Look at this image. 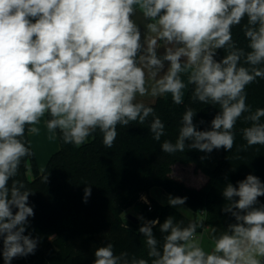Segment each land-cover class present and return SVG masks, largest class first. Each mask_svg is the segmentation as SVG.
<instances>
[{
  "label": "clouds",
  "instance_id": "obj_1",
  "mask_svg": "<svg viewBox=\"0 0 264 264\" xmlns=\"http://www.w3.org/2000/svg\"><path fill=\"white\" fill-rule=\"evenodd\" d=\"M139 16L142 23H138ZM239 28L246 41L234 39ZM163 48V53L159 50ZM225 53L217 59L218 51ZM218 109L210 127L194 123L185 107L169 155L195 149L204 153L236 145L238 121L244 143L238 154L264 146V107L253 109L246 88L264 79V0H0V255L4 264L34 254L39 238L29 218L33 194L17 179L33 155L25 133L38 135L42 118L49 133L77 148L99 132L113 148L117 126L144 125L152 139L166 135L165 123L145 98L168 95L184 103ZM149 118L150 121H149ZM203 124L204 121H199ZM206 159L202 156L201 160ZM45 178V182L47 181ZM222 212L234 223L212 227L205 250L203 221L168 216L141 221L147 258L115 252L113 243L97 247L93 264H264V182L248 174L222 191ZM91 196L85 183L83 200ZM144 203L147 198L141 196ZM187 197L169 194L167 204L182 210ZM149 210H151L149 208ZM159 227L161 239L154 235ZM127 227V225H126Z\"/></svg>",
  "mask_w": 264,
  "mask_h": 264
},
{
  "label": "trees",
  "instance_id": "obj_2",
  "mask_svg": "<svg viewBox=\"0 0 264 264\" xmlns=\"http://www.w3.org/2000/svg\"><path fill=\"white\" fill-rule=\"evenodd\" d=\"M233 36L241 46L246 45L238 27L233 29ZM224 54L219 50L217 59ZM190 88L182 105H174L170 98L164 97L151 104L165 123L166 135L160 142L152 139L148 122L128 128L117 126L118 136L111 149L103 146L99 132L79 148L64 144L58 134L60 149L42 172L31 146L33 155L22 163L17 179L33 192L29 204L35 215L29 218L30 226L25 234L31 232L40 242L34 254L14 258L11 264H93L95 249L108 242L113 243L117 254L128 251L147 258L144 238L138 232L141 221L136 224L126 215L129 208L140 202L141 196L148 197L152 203V210L147 203H142L140 208V214L147 220L159 218L163 223L171 215L187 224L198 219L209 227V234L212 227L224 230L229 223H234L230 214L222 212L227 202L222 191L227 183L236 186L248 174L264 182V146L249 148L238 154L241 159H235L236 147L244 143L239 130L247 126L238 121L233 150L221 148L208 153L215 157L212 164L201 160L202 152L195 149L172 155L162 152L163 140L175 142L185 107L197 111L194 123L201 130L210 127L218 111L210 104L191 103ZM246 92L247 102L253 109L264 107V79L258 78L247 86ZM201 120L203 124L199 123ZM25 138L30 143L27 132ZM178 165L192 166L194 173L204 177L203 183L195 186L176 178L173 169ZM85 183L91 185V196L86 203L83 200ZM156 187L174 197L186 196L185 205L193 215L186 216L175 207L161 203L151 194ZM258 200L264 204V196ZM153 231L157 239L162 238L158 226ZM202 231L203 228L197 230ZM0 264H4L2 255Z\"/></svg>",
  "mask_w": 264,
  "mask_h": 264
},
{
  "label": "crops",
  "instance_id": "obj_3",
  "mask_svg": "<svg viewBox=\"0 0 264 264\" xmlns=\"http://www.w3.org/2000/svg\"><path fill=\"white\" fill-rule=\"evenodd\" d=\"M135 19H137L138 23H142L139 16H137ZM159 53L160 54L163 53V48L159 50ZM184 79L186 83V88L184 90L183 99L185 100L188 95L190 85L187 84V78L185 77ZM164 98L171 99L170 95ZM157 99L145 98V102L152 104V103H155ZM45 119H47V117L42 118L40 124L37 125V127L40 128V133L38 135L29 134L30 144L35 152L36 159L38 162V167L41 172L45 169L51 156L60 149V140H59L58 133L52 134L48 132L45 126V123H44ZM29 176L30 177L33 176L31 170H29ZM203 245L205 247V250L207 251L211 250V240L209 238V228H206L205 231H203Z\"/></svg>",
  "mask_w": 264,
  "mask_h": 264
},
{
  "label": "rangeland",
  "instance_id": "obj_4",
  "mask_svg": "<svg viewBox=\"0 0 264 264\" xmlns=\"http://www.w3.org/2000/svg\"><path fill=\"white\" fill-rule=\"evenodd\" d=\"M202 156L206 157L205 160L210 164L213 163L214 158H215L212 155H210L208 153H204V152H202ZM173 175L176 178L185 181L187 184L195 185V186L201 185L204 181V177L200 173H194L192 166H183V165L174 166ZM151 194H152V196L157 198L161 203L167 204V198H168L169 194L167 192H165L162 188H159V187L153 188L151 191ZM147 200L149 202H151L148 197H147ZM142 203H144L142 200H140V202L135 203L131 208H129L126 211V215L128 216L130 214H133L136 217L141 216L140 208L142 206ZM150 204H152V203H150ZM181 208H182V210H180L178 208H176V209L181 211L186 216H192L193 215L192 210L190 208H188L185 204L183 206H181ZM206 228H209V227L204 225L203 230L205 231Z\"/></svg>",
  "mask_w": 264,
  "mask_h": 264
},
{
  "label": "water",
  "instance_id": "obj_5",
  "mask_svg": "<svg viewBox=\"0 0 264 264\" xmlns=\"http://www.w3.org/2000/svg\"><path fill=\"white\" fill-rule=\"evenodd\" d=\"M128 218L136 224L140 222V220H138L137 217L133 214L128 215Z\"/></svg>",
  "mask_w": 264,
  "mask_h": 264
},
{
  "label": "built area",
  "instance_id": "obj_6",
  "mask_svg": "<svg viewBox=\"0 0 264 264\" xmlns=\"http://www.w3.org/2000/svg\"><path fill=\"white\" fill-rule=\"evenodd\" d=\"M144 197H146V196H144ZM149 202V201H148ZM148 205H149V208L152 210V206H151V204H150V202L149 203H147ZM202 214H204V213H202ZM204 231V230H203ZM203 231L202 232H200V233H203ZM200 233H198V235L200 234Z\"/></svg>",
  "mask_w": 264,
  "mask_h": 264
}]
</instances>
